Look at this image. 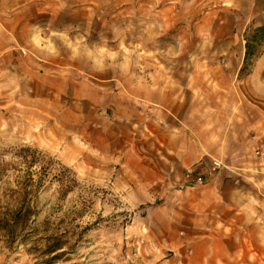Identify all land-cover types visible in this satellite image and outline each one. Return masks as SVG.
I'll list each match as a JSON object with an SVG mask.
<instances>
[{
    "label": "rangeland",
    "instance_id": "374dc122",
    "mask_svg": "<svg viewBox=\"0 0 264 264\" xmlns=\"http://www.w3.org/2000/svg\"><path fill=\"white\" fill-rule=\"evenodd\" d=\"M17 1L49 6L38 24L48 23L50 34L32 42L31 54L19 50L21 59L0 57V203L32 180L38 232L9 248L0 238V264H37L45 242L28 249L49 235L65 244L57 264H205V225L176 207V187L161 196L155 185L134 186L135 172L90 162L79 137L90 132L91 72L149 79L155 68L163 88L175 84L179 99L194 102L205 100L206 78L222 99L210 114L237 122L244 140L240 168L215 176L245 180L263 198L264 44L245 62L244 36L264 26V0L259 10L247 0ZM34 48L49 57H33ZM216 253L212 264H224Z\"/></svg>",
    "mask_w": 264,
    "mask_h": 264
},
{
    "label": "crops",
    "instance_id": "0c3cea01",
    "mask_svg": "<svg viewBox=\"0 0 264 264\" xmlns=\"http://www.w3.org/2000/svg\"><path fill=\"white\" fill-rule=\"evenodd\" d=\"M247 2L250 10L262 9L259 0ZM48 9L42 2L1 0L0 57L14 54L21 59L19 50L31 54L32 42L50 34L48 23L45 27L38 24L40 16L50 14ZM59 26L63 25L57 22ZM34 52L35 58L49 57L42 50ZM149 75L142 79L137 73L126 77L116 73L111 78L99 77L97 70L91 72V116L86 124L90 132L79 137L90 148V162L111 163L120 166L116 170L135 172L138 183L132 185H155L161 196L167 195L169 187H176V207L189 213L197 225H205V264L221 256L218 251L224 264H264V243L258 240L264 228L259 225V220L264 222V195L259 198L258 190L245 185V180H230L223 174L196 188L187 187L184 181L187 168L201 163L206 169L211 160L222 163L228 172L240 168L236 166L240 154L235 156L237 145L244 143L239 125L210 114V108L221 105L222 99L212 95L206 78L205 100L194 102L179 99L175 84L163 88L157 69H151ZM179 106L187 108L185 114H179ZM195 106L205 107V114L195 111Z\"/></svg>",
    "mask_w": 264,
    "mask_h": 264
},
{
    "label": "trees",
    "instance_id": "16d2710c",
    "mask_svg": "<svg viewBox=\"0 0 264 264\" xmlns=\"http://www.w3.org/2000/svg\"><path fill=\"white\" fill-rule=\"evenodd\" d=\"M245 53L244 61L247 62L255 53V48L264 44V26L255 28L246 32L244 36ZM31 184L28 187H20L18 191L13 192V197L4 205L0 203V238L1 242L8 248L18 243L27 245L28 241H32L38 229L32 227L36 215L34 208L31 206V196L33 194L32 180H28ZM45 242V247L41 251V255L37 264H57L66 254L63 251L65 244L62 238L54 235L38 237L32 243V248L28 252H35L37 245Z\"/></svg>",
    "mask_w": 264,
    "mask_h": 264
},
{
    "label": "built area",
    "instance_id": "2783aa9c",
    "mask_svg": "<svg viewBox=\"0 0 264 264\" xmlns=\"http://www.w3.org/2000/svg\"><path fill=\"white\" fill-rule=\"evenodd\" d=\"M226 169L219 161L211 160L205 169L203 164L199 163L193 167H189L184 172V181L187 187L196 188L205 185L209 178L219 174Z\"/></svg>",
    "mask_w": 264,
    "mask_h": 264
}]
</instances>
